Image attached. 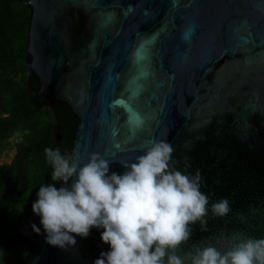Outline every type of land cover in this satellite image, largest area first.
Here are the masks:
<instances>
[{
    "label": "water",
    "instance_id": "water-1",
    "mask_svg": "<svg viewBox=\"0 0 264 264\" xmlns=\"http://www.w3.org/2000/svg\"><path fill=\"white\" fill-rule=\"evenodd\" d=\"M27 4L37 91L79 116L71 155L85 163L99 153L113 161L109 175L123 174L119 161L167 140L175 167L200 172L209 209L221 199L231 207L227 217L209 211L206 231L190 225L178 254L228 250L234 234L264 238V0ZM86 238L66 249L27 239L19 264H95L82 254Z\"/></svg>",
    "mask_w": 264,
    "mask_h": 264
},
{
    "label": "clouds",
    "instance_id": "clouds-1",
    "mask_svg": "<svg viewBox=\"0 0 264 264\" xmlns=\"http://www.w3.org/2000/svg\"><path fill=\"white\" fill-rule=\"evenodd\" d=\"M173 152L167 140L150 141L134 162L119 161L127 169L122 175H109L113 161L99 153L81 163L59 148H46L52 181L66 185L41 186L32 204L46 243L66 249L76 245L75 236L86 238L92 228H103L101 239L111 250L95 264H264V238L243 234H234L225 251L209 244L178 254L190 239V225L199 222L206 231L209 211L227 217L231 207L221 199L209 209L200 172L177 169ZM32 229L40 234L35 224Z\"/></svg>",
    "mask_w": 264,
    "mask_h": 264
},
{
    "label": "trees",
    "instance_id": "trees-1",
    "mask_svg": "<svg viewBox=\"0 0 264 264\" xmlns=\"http://www.w3.org/2000/svg\"><path fill=\"white\" fill-rule=\"evenodd\" d=\"M27 1L0 0V157L10 137L19 132L22 138L13 161L0 164V263L25 255V247L8 243L17 230L14 220L29 210L41 186L58 183L52 181L45 149L59 148L62 155H71L80 122L66 102H58L53 110L43 105L44 96L37 91L40 82L29 67L33 9ZM93 230L80 245L85 258L111 250L101 239L104 229Z\"/></svg>",
    "mask_w": 264,
    "mask_h": 264
},
{
    "label": "flooded vegetation",
    "instance_id": "flooded-vegetation-1",
    "mask_svg": "<svg viewBox=\"0 0 264 264\" xmlns=\"http://www.w3.org/2000/svg\"><path fill=\"white\" fill-rule=\"evenodd\" d=\"M44 96V101H43V105L47 108V109H50V110H53L54 108V105H57L58 102H55L51 105V100L50 99H47L45 97L44 94H41ZM49 101V102H48ZM39 104V102H37ZM2 116H6V114H2ZM21 134L19 132L15 133L12 137H10L8 140H7V143L9 142H12L13 141V149H14V155L11 159L10 162H6L5 160L8 159L10 156H9V153H7L8 151L7 150H4L2 156L0 157V164L1 165H4V164H10L15 155H16V144L21 140ZM58 139H61L60 136H58ZM8 143V147L10 146ZM8 149V148H7ZM5 155V156H4ZM4 158V159H3ZM60 182L54 184V186H58ZM38 199V196L36 194L35 198H34V202ZM15 221V225H17V230L15 232H13L10 237L8 238V243H15L13 245L17 246V247H25V255L22 257V258H9L7 259L4 263H0V264H19V262L23 261L26 257V255L28 254L29 252V249H30V244L27 243V239H30L33 238V240H39L40 238H43L46 236V233L43 229V226L41 224V218L36 215L33 210H32V206L29 208V210L24 213L23 215H21L20 217H18L17 219L14 220ZM35 224L38 228H40V234L37 235L33 229H32V225ZM23 228V232L22 233H19V229ZM93 228L90 230V234H89V237L92 236V232H93ZM18 233V234H17ZM16 238L15 240H13L12 238ZM87 237V238H89ZM84 241V240H83ZM18 242V244H17ZM82 243V242H81ZM11 245V244H10ZM81 247V246H80ZM110 250H106V249H103L102 253H107L109 252ZM99 257H93L92 258H87V259H91V260H97L99 259Z\"/></svg>",
    "mask_w": 264,
    "mask_h": 264
},
{
    "label": "rangeland",
    "instance_id": "rangeland-1",
    "mask_svg": "<svg viewBox=\"0 0 264 264\" xmlns=\"http://www.w3.org/2000/svg\"><path fill=\"white\" fill-rule=\"evenodd\" d=\"M13 141H14V140H12V142H10V143L8 142L10 146H9L8 149H7V151H8L7 153H9V156H10V157H9L8 159L5 160L6 162H10L11 159H12V157H13V155H14V149H13V144H12ZM4 156H5V155H4ZM3 159H4V158H3Z\"/></svg>",
    "mask_w": 264,
    "mask_h": 264
},
{
    "label": "snow or ice",
    "instance_id": "snow-or-ice-1",
    "mask_svg": "<svg viewBox=\"0 0 264 264\" xmlns=\"http://www.w3.org/2000/svg\"><path fill=\"white\" fill-rule=\"evenodd\" d=\"M113 103H114L115 105H119V104H121L122 102H121V101H113ZM117 147H119V145H117Z\"/></svg>",
    "mask_w": 264,
    "mask_h": 264
}]
</instances>
